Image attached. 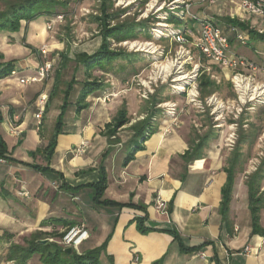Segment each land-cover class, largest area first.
<instances>
[{
  "label": "crops",
  "instance_id": "0c3cea01",
  "mask_svg": "<svg viewBox=\"0 0 264 264\" xmlns=\"http://www.w3.org/2000/svg\"><path fill=\"white\" fill-rule=\"evenodd\" d=\"M50 20L41 17L33 22L22 21L18 32H0V67L13 63L17 72L16 76L0 79V138L12 160L0 163V242L4 235L11 237L12 242L5 245L10 248L12 243L18 244L19 236L29 234L24 228L33 224L24 205L30 197L31 204L45 214L42 219L46 223L51 218L53 198L70 196L72 202H79L73 213L79 217L71 221L85 224L90 232L78 254L100 248L108 241L100 256L101 264H155L162 260L161 264H264V236L253 232L249 189L238 172L239 164L229 211L226 216L221 212L222 189L233 157L230 161L225 159L219 148L221 129L214 134L205 133L207 125H201L195 130L198 118H191L188 113L199 112L195 107L188 108L189 118L178 116L172 122L162 119L160 127L153 124L156 132L146 140H137L131 132L127 141H122L125 145L120 151L112 150L113 137L95 135L88 128L105 113V102L99 104L96 99L78 111L76 103L69 101L63 133L57 138L54 155L47 159L46 149L54 137L49 119L54 115L57 123L65 99V91L62 102L56 98L60 92L56 84L58 73L53 78L57 57L64 56L59 53L63 52V42L52 41L47 30ZM43 46H47L54 63L51 77L21 84L22 79L36 75L41 65L38 51ZM61 68H65L64 64ZM43 93L49 95V104L39 121L37 101ZM138 108L142 120L155 117L146 106ZM74 109L79 120L70 127L69 115ZM137 122L130 123V127ZM234 123L238 124L233 122L230 126ZM83 142L88 143L87 148L77 155L74 150ZM136 146L141 149L134 150ZM127 149L130 152L123 156ZM130 154L133 158L126 163ZM34 165L48 167L49 171H37ZM102 169L107 184L103 196L96 201L92 186L99 182ZM63 184L69 192L62 188ZM261 187L264 193V183ZM21 191L30 197H19ZM40 193L41 201L37 198ZM87 197L89 200H85ZM158 200L166 202V211L156 207ZM137 217L147 218V234L138 231ZM259 218L264 230V209ZM48 238L46 243H53V238ZM206 242L209 245L194 252H183L180 244L195 248ZM35 258L27 264H42ZM11 263L17 264L0 259V264Z\"/></svg>",
  "mask_w": 264,
  "mask_h": 264
},
{
  "label": "rangeland",
  "instance_id": "374dc122",
  "mask_svg": "<svg viewBox=\"0 0 264 264\" xmlns=\"http://www.w3.org/2000/svg\"><path fill=\"white\" fill-rule=\"evenodd\" d=\"M61 1L68 3V11L66 14H62L64 16L63 21L55 24L52 30H48L52 41L63 42V52L59 53H63L69 58V60H65L61 56L57 57L53 78L58 73L59 78L57 77L56 84L60 92L56 98L62 102V92L67 89L71 81H75L77 84L74 85L69 95V101L73 103L78 101L82 82L92 81L103 85L105 88L102 91L91 95L82 103L89 105L95 103L97 99L98 103L101 104V100L105 97L109 99L101 119L92 121L93 125L88 126L93 134L106 135L109 139L113 137L112 145L114 148L112 150L121 151L125 145L122 141H127L132 133L135 134L133 127L144 121L140 115V108H138L142 105L149 109L151 116H155L152 117L148 135L156 132L153 124L160 127L163 120L172 122L178 116L196 117L198 118L196 122L198 127L195 130L201 129V125H207L205 133L209 131L214 134V131L218 129L223 131L222 135H218V139L221 136L219 148L222 149L223 157L229 161L234 153L229 149L235 151L241 134L245 136L250 133L251 142L240 145L243 156L239 160L238 172L241 173L242 178H245V182L248 181V177L256 173L264 160V108H259L253 113L246 112L239 119L235 118L232 113V106L236 101V94L227 74L202 60L199 52L193 46H182L174 41H176L175 37L178 34L183 35L185 39L194 41L196 37L190 33H196L197 23L202 19L213 20L225 32H228L229 27L232 26L231 21L233 20L264 35V20L262 18L248 14L243 15L235 5L201 3L200 0ZM4 9V0H0V10ZM132 27L137 28L135 33H131L130 30L124 31L126 28ZM110 31H113L111 36L107 33ZM133 35L137 38H133ZM230 37L233 40L235 53L244 55L249 59L252 58L259 64L264 62V43L250 41L248 46H241L236 42L233 34H230ZM103 45H106L110 52L120 56L117 59H121L104 63L105 68L103 70L98 68L87 71L78 64L80 55H94L101 50ZM62 64H64V69L61 68ZM168 65H171V69L165 70ZM209 68L211 72L203 73ZM162 71L165 73L163 74ZM179 72L184 73L180 74ZM197 73L198 76H196ZM203 74L206 76L204 80L211 81L215 86L205 87L201 91L199 86ZM182 75H186L188 78L185 81H176ZM194 82L198 86L202 101L215 95L231 107L226 112V121H221L222 126L220 128H217L219 123L214 120V116H211L210 110L203 113L196 108L199 112H188L190 113L188 117V108L194 106L188 104L185 90ZM179 83L181 87L178 86ZM211 90H214V93L210 95ZM76 107L78 109V106ZM75 109L69 115L68 126L70 127L79 120L78 117L75 118ZM122 112L126 113L125 125L114 130L113 127ZM140 120L141 122H139ZM242 120L245 123L243 130L240 128V121ZM135 121L138 122L130 127V123ZM49 122L53 125L51 127V133H53L56 117L51 115ZM88 122L89 119L86 120V124ZM108 122H110L108 125L111 127L106 125ZM233 122L238 123L235 130L236 141L232 148H228L225 138H228L229 134L233 132L229 130L231 129L230 124ZM224 123L226 124L224 125ZM68 130H70L69 127ZM128 152H130L129 149L123 153V156ZM42 197L43 195L40 193L37 198L41 201ZM32 200L33 197H30L24 207L28 209L29 219L32 220L33 226L24 228V232L28 231L26 233L29 234L19 236L16 239L17 245L26 247L28 240L32 238L31 235L39 232L54 235L51 236L53 238L51 241L59 245L62 241V235L65 233V226L53 220L45 223V214L39 206L34 203L31 204ZM85 200H89V198L87 197ZM77 203L79 202H72L70 196L54 197L51 201L50 217L68 221L79 217L73 214L76 213L75 205L77 206ZM4 236L5 238L0 242L1 260L6 259L5 251L9 248L5 245L12 242L11 237ZM45 237L48 236H42L44 238L43 245L46 244L44 243ZM60 246L65 249L62 244ZM79 250L80 248L76 249L75 252L78 253ZM34 256H36L35 260H40L44 264L41 255L35 254L32 258Z\"/></svg>",
  "mask_w": 264,
  "mask_h": 264
},
{
  "label": "trees",
  "instance_id": "16d2710c",
  "mask_svg": "<svg viewBox=\"0 0 264 264\" xmlns=\"http://www.w3.org/2000/svg\"><path fill=\"white\" fill-rule=\"evenodd\" d=\"M4 10H0V32L7 31L11 33L18 32L21 28V22H33L38 20L41 17H49L53 18L58 15L66 14L68 11V3L61 0H4ZM231 24L233 27H236L241 32H245L249 35L250 41H259L261 43H264V35L260 34L256 31L250 30L245 24L238 23L235 21H231ZM130 30L131 33H135L137 28H126L124 31ZM182 30V29H180ZM113 31L107 32L109 36L112 34ZM107 38V36H106ZM133 38H137L133 35ZM233 42V40L231 39ZM120 56L115 55V53L110 52L107 49L106 45H103L101 50L94 54V55H80L78 57V64L83 66L87 71H90L92 69H102L104 67V63H111L114 60H119L121 58H118ZM63 58L65 60H69V58L64 55ZM14 71V65L13 63L7 64L5 67H0V79L6 78L11 75V73ZM105 71H107L105 69ZM58 77V76H57ZM206 76L203 74L201 78V83L199 88L201 91L204 90L205 87H214V83L208 80H204ZM59 78V77H58ZM204 80V81H203ZM74 85H77L75 81H71L67 87V89L64 92V105L62 107L61 114L57 120V123L54 127V137L49 143V146L46 149L47 159L50 160V158L54 155L56 145H57V138L59 135L63 133V129L65 126L64 123V116L67 110V107L69 105V95L72 91ZM105 87L101 85L100 83L92 82V81H84L80 84V90H79V96L78 101L76 103V106H78V111H82L83 109L87 108V105H83L82 103L85 102L86 98L90 97L91 95H94L95 93H98L102 91ZM214 93V90L210 91V95ZM126 122V113L122 112L120 114L119 119L117 120L116 125L113 127L115 130L116 128H120L123 125H125ZM244 120L240 121V128L243 130ZM150 123L151 118L145 119L143 122L138 123L133 127V130H135V138L137 140H146L151 134H147L150 130ZM108 127H111L108 125ZM110 129V128H109ZM251 132V131H250ZM147 134V135H146ZM154 133H152L153 135ZM112 138V137H111ZM251 142V135L250 133L242 136L240 141L238 142V147L234 151L233 158L231 160V165L227 169L228 173V181L226 185L222 189V205H221V212L224 216L229 211V207L232 201L233 197V189L235 184V169L236 166L239 164V160L242 157L240 154V145ZM202 144L198 146L200 148ZM140 146H136L134 150L138 151L140 150ZM34 155V154H33ZM133 158V154H130L126 158V163L130 162ZM0 159H4L7 162H12L11 159L7 157V148L5 143L0 138ZM33 168L40 172H47L49 171L48 167H41L34 165ZM264 181V160L261 165V167L256 171V173H253L250 177H248L247 181V187L249 189V201H250V211L252 214V227L254 234H261L264 236V230L261 229L260 226V212L262 209H264V193L261 192V185ZM107 179L105 175V171L102 169L100 172V180L97 184L93 185L92 188L96 191V197L95 200L99 201L100 198L103 196V193L106 189ZM63 189L67 190L69 192V187L64 185L62 186ZM107 204H113V203H107ZM49 220H53L57 223H60L65 226L66 229H70L72 227L77 226V223L74 221H68L66 219H58V218H50ZM137 229L142 234H147L150 229L147 227L146 217H137ZM176 240H180V237L177 233H173ZM42 236H54L52 234H43L41 232L39 233H33L31 235V239L28 240V244L26 247L20 246V245H11L8 249L7 253L5 254L7 262H14L17 264H27L33 255L39 254L42 256V260L44 264H101L100 262V256L103 251H105L107 247V242H105L100 248H97L95 250H92L90 252L84 253V254H78L73 250V253L71 255H68L65 252V249H63L60 245L56 243H50L47 242L45 245L42 244V241L44 238ZM64 236V233L62 237ZM48 237H45L47 239ZM111 237V236H110ZM109 237V238H110ZM181 248L183 252H194L197 251L204 246L209 245L208 242L203 243L200 247L195 248H186L182 243ZM163 262L159 261L155 264H161Z\"/></svg>",
  "mask_w": 264,
  "mask_h": 264
},
{
  "label": "built area",
  "instance_id": "2783aa9c",
  "mask_svg": "<svg viewBox=\"0 0 264 264\" xmlns=\"http://www.w3.org/2000/svg\"><path fill=\"white\" fill-rule=\"evenodd\" d=\"M201 3L211 4H231L238 7V10L243 15H254L264 20V0H200ZM64 16L58 15L51 18L47 25V30H52L55 24L63 21ZM196 38L194 41L185 39L183 35L178 34L175 37V43H179L182 46H193L200 54V58L216 67L227 74L232 88L236 94V101H234L232 109L235 118L239 119L246 112H256L259 108H264V62L258 63L245 56H241L234 52L233 43L231 41L230 34L234 35V39L241 46H248L250 42L249 35L245 32L239 31L236 27H229L228 32L222 30L213 20L202 19L197 23ZM38 55L41 61V65L37 70L34 77L29 79H22L21 84H29L42 82L49 79L54 70V63L50 58V52L47 46H43L39 49ZM203 72V71H202ZM205 72H211V69H207ZM17 72L14 70L11 76H16ZM198 76V73L196 74ZM184 90V88H182ZM187 94L188 104L193 105L203 113L207 110L211 111V116H214V120L218 122L217 128L222 126L221 121H225L226 112L230 110V106H227L217 96H211L205 101L200 99V93L198 86L194 82L185 90ZM101 100V99H99ZM109 99L105 97L103 102H107ZM49 103V95L41 94L38 98V113L36 115L37 120L43 118ZM176 106V105H175ZM176 108V107H174ZM175 110V109H174ZM176 112V111H174ZM237 124H232V133L229 134L226 139V146L232 148L236 141V128ZM165 132H169L166 129ZM264 139V133H263ZM88 143L83 142L80 147L74 151L77 155L83 154L87 148ZM1 164H6L4 159H0ZM19 196L29 198L30 195L21 191ZM156 207L161 211H166L167 204L162 200L156 202ZM90 238L89 229L85 224H80L70 229H67L62 237V244L65 249L72 248L76 250L80 248Z\"/></svg>",
  "mask_w": 264,
  "mask_h": 264
},
{
  "label": "bare ground",
  "instance_id": "6f19581e",
  "mask_svg": "<svg viewBox=\"0 0 264 264\" xmlns=\"http://www.w3.org/2000/svg\"><path fill=\"white\" fill-rule=\"evenodd\" d=\"M171 69V65H168V66H166L165 67V70H170ZM162 73H163V71H162ZM165 73V72H164ZM163 73V74H164ZM180 74H182V73H184V72H179ZM188 78V76H184V75H182L181 77H178V79L176 80V81H178V82H180V81H185L186 79ZM180 84V83H179ZM178 85V84H177ZM179 87H181V84L180 85H178ZM178 86H176V87H178Z\"/></svg>",
  "mask_w": 264,
  "mask_h": 264
},
{
  "label": "water",
  "instance_id": "95a60500",
  "mask_svg": "<svg viewBox=\"0 0 264 264\" xmlns=\"http://www.w3.org/2000/svg\"><path fill=\"white\" fill-rule=\"evenodd\" d=\"M44 243H46V241H45ZM65 252H66L68 255H71V254L73 253V249H72V248L65 249Z\"/></svg>",
  "mask_w": 264,
  "mask_h": 264
}]
</instances>
